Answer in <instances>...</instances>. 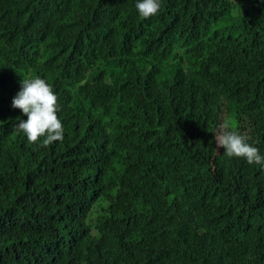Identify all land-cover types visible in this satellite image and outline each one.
Listing matches in <instances>:
<instances>
[{
    "label": "trees",
    "instance_id": "16d2710c",
    "mask_svg": "<svg viewBox=\"0 0 264 264\" xmlns=\"http://www.w3.org/2000/svg\"><path fill=\"white\" fill-rule=\"evenodd\" d=\"M0 0V264H264V0ZM39 76L62 141L12 100Z\"/></svg>",
    "mask_w": 264,
    "mask_h": 264
},
{
    "label": "clouds",
    "instance_id": "9594fccd",
    "mask_svg": "<svg viewBox=\"0 0 264 264\" xmlns=\"http://www.w3.org/2000/svg\"><path fill=\"white\" fill-rule=\"evenodd\" d=\"M139 15L145 19L156 15L161 0H137L135 5ZM52 86L39 76L21 80V89L12 100V107L20 109L27 120H19L16 128L26 135L29 143L44 137L43 146L62 141L64 128L58 118L60 105ZM217 148H223L229 157L244 158L249 164L264 165L257 147L247 142V137L238 131L229 130L227 123H221L215 134Z\"/></svg>",
    "mask_w": 264,
    "mask_h": 264
}]
</instances>
